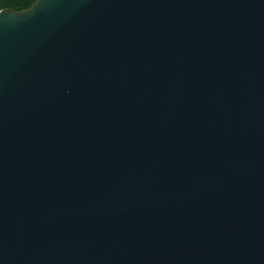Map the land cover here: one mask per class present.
I'll list each match as a JSON object with an SVG mask.
<instances>
[{"label": "water", "instance_id": "95a60500", "mask_svg": "<svg viewBox=\"0 0 264 264\" xmlns=\"http://www.w3.org/2000/svg\"><path fill=\"white\" fill-rule=\"evenodd\" d=\"M0 264H264V0L0 11Z\"/></svg>", "mask_w": 264, "mask_h": 264}, {"label": "trees", "instance_id": "16d2710c", "mask_svg": "<svg viewBox=\"0 0 264 264\" xmlns=\"http://www.w3.org/2000/svg\"><path fill=\"white\" fill-rule=\"evenodd\" d=\"M37 0H0V11L12 9L23 11L29 9Z\"/></svg>", "mask_w": 264, "mask_h": 264}]
</instances>
